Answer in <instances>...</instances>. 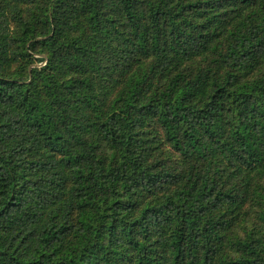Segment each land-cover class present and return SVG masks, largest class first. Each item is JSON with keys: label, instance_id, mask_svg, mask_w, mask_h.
<instances>
[{"label": "trees", "instance_id": "trees-1", "mask_svg": "<svg viewBox=\"0 0 264 264\" xmlns=\"http://www.w3.org/2000/svg\"><path fill=\"white\" fill-rule=\"evenodd\" d=\"M0 264H264V0H0Z\"/></svg>", "mask_w": 264, "mask_h": 264}]
</instances>
